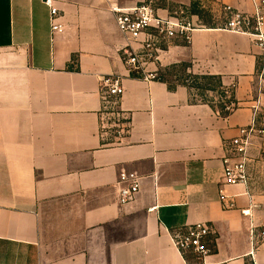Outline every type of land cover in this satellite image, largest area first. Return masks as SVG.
Listing matches in <instances>:
<instances>
[{
	"label": "crops",
	"instance_id": "0c3cea01",
	"mask_svg": "<svg viewBox=\"0 0 264 264\" xmlns=\"http://www.w3.org/2000/svg\"><path fill=\"white\" fill-rule=\"evenodd\" d=\"M46 1L0 0V264H200L171 241L198 223L216 232L207 263L264 264V241L252 240L264 231V92L252 39L201 26L189 42L161 44L148 63L221 77L235 103L223 115L185 86L131 76L123 49L141 46L118 30L106 0H51L58 33ZM117 1L150 2L166 18L195 0ZM199 2L216 17L225 6L253 11L251 0ZM111 75L124 86L119 136L102 128L100 81ZM254 117L249 185L226 186L225 143ZM123 173L140 184L128 203Z\"/></svg>",
	"mask_w": 264,
	"mask_h": 264
},
{
	"label": "built area",
	"instance_id": "2783aa9c",
	"mask_svg": "<svg viewBox=\"0 0 264 264\" xmlns=\"http://www.w3.org/2000/svg\"><path fill=\"white\" fill-rule=\"evenodd\" d=\"M109 11L114 15L118 30L128 37L130 43L140 44L139 51L134 49H123L124 60L130 72L139 73L145 69L150 61L156 58L154 55L159 46L170 39L179 38L184 42H189L192 33L201 28L200 24L193 21V16L188 11L180 10L172 15L163 18L150 2L141 3L132 8H123L117 0H106ZM253 5L252 13H242L231 6L222 9L225 20L222 29L238 34L248 35L252 42L260 49L259 54V90L264 92V0H251ZM46 3L51 9V30L58 33L63 30L61 15L59 10L53 5L51 0ZM143 38V39H142ZM149 61V62H148ZM145 80H155L156 74L152 71H144ZM100 92L102 102V128L111 131L113 134L121 135L119 123L125 124L126 117L120 110V102L124 93L122 79L119 76L111 75L102 77L100 81ZM226 94V93H225ZM226 96H228L226 94ZM229 97V96H228ZM234 109L233 103H227L225 110L231 112ZM125 119V121H122ZM255 117L248 127L239 129V135L225 143L227 155L223 158V182L226 186L243 185L248 187L251 180V165L253 159L250 156V147L254 137ZM264 161V151L261 154ZM120 186L119 198L122 203L133 201L140 190L139 179L135 174L123 173L119 176ZM226 195L220 190V200L224 203ZM229 205L225 208H231ZM245 215L249 211H244ZM215 230L204 224L198 223L192 226L179 229L171 233V241L174 247L183 255L191 254L195 256L200 264L207 263L206 257L210 255V245L215 237ZM264 241V231L257 236L252 231L253 243Z\"/></svg>",
	"mask_w": 264,
	"mask_h": 264
},
{
	"label": "rangeland",
	"instance_id": "374dc122",
	"mask_svg": "<svg viewBox=\"0 0 264 264\" xmlns=\"http://www.w3.org/2000/svg\"><path fill=\"white\" fill-rule=\"evenodd\" d=\"M206 12H208V13L203 14L202 18H199L198 20H196V24H200V26H208V25L222 26V24L225 20L223 15L216 17L209 10H206ZM144 67H145V69L143 68V70H140L139 73L136 72L138 76L144 77V75L147 73V72L145 73L144 71L147 70L148 64ZM155 74H156V79L163 77V79L167 80L169 82V84L175 88L181 86L182 83H185L187 86H190L188 90H189L190 99L192 101L206 102V103H209L215 107L217 106L219 109L221 107H223L225 110V106L227 104V101L225 102V99H227V100L229 99V97L226 96L225 93H224L225 97L222 98V99H224V101H223V100H220L221 97L216 93L205 91L202 89H195V88L191 87L192 85H195V84H197V85L202 84L203 81L190 78L191 74L189 72H184L182 68L179 67V68L173 69L171 67H168L165 69H160L158 71H155ZM216 95L219 96L220 99L218 97L216 98ZM225 112H227V111L225 110ZM122 121H125V119H122ZM119 124H120V127L118 129L121 130V132H122L121 134H124L125 130L127 128V125L123 124L122 122Z\"/></svg>",
	"mask_w": 264,
	"mask_h": 264
},
{
	"label": "trees",
	"instance_id": "16d2710c",
	"mask_svg": "<svg viewBox=\"0 0 264 264\" xmlns=\"http://www.w3.org/2000/svg\"><path fill=\"white\" fill-rule=\"evenodd\" d=\"M199 1L200 0L193 1L192 5H191V7L189 9V12H190L191 15L197 16L198 18H202L203 14H206L208 12H206V10L202 8V6H201ZM208 27H214V25H208ZM179 67L182 68L184 72H188L189 65L186 64V63L180 64V65L171 66V68H173V69L174 68H179ZM130 73H131V76H133V77H140V76L137 75L136 72L131 71ZM190 78H193L195 80H202L203 81L202 84H198V85L195 84V85H192L191 87H193L195 89H202V90H205V91L216 93L222 98L225 97V94H224V92H225L224 89L225 88L222 85L221 77H219V76H198V75H192L191 74ZM157 80L166 83L170 90L176 89L175 87L171 86L167 80L163 79V77H160ZM181 86H185L188 89L190 87V86H187L185 83H182ZM226 101H227V103L235 104L234 101H233V96L232 95ZM220 111H221V113L223 115H228L229 114V112H225L223 107L220 108ZM188 255H191V254H188Z\"/></svg>",
	"mask_w": 264,
	"mask_h": 264
}]
</instances>
